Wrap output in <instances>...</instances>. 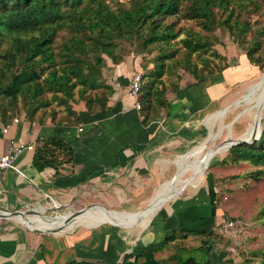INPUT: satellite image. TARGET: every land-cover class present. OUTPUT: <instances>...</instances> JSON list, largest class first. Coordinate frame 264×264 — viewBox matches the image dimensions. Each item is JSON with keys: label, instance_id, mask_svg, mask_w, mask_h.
Returning a JSON list of instances; mask_svg holds the SVG:
<instances>
[{"label": "crops", "instance_id": "obj_1", "mask_svg": "<svg viewBox=\"0 0 264 264\" xmlns=\"http://www.w3.org/2000/svg\"><path fill=\"white\" fill-rule=\"evenodd\" d=\"M214 49L223 56L222 67L202 79L186 69L163 78L165 84L156 86L157 94L148 107L141 104V94L129 93L131 75L142 67L138 60L125 58L108 62L102 70L112 89L106 102L109 114L99 109L90 113L79 101L70 102L77 122L63 109L42 119L37 114L29 120L23 114L4 124L0 118V157L12 140L27 146L14 160L20 172L11 168L0 172V206L18 208L57 194H74L88 185L99 194L108 189L107 198L102 195L107 203L128 196L137 200L153 190V175L160 164L205 136L202 120H209L207 114L216 111L223 97L256 70L236 43ZM54 134L71 146V159L39 170L33 164L35 149ZM202 178L203 173L195 174L152 217L120 220L131 227L96 221L46 237L23 229H1L0 264H176L189 257L188 252L206 253L204 246L210 243L217 212L212 188H199Z\"/></svg>", "mask_w": 264, "mask_h": 264}, {"label": "trees", "instance_id": "obj_2", "mask_svg": "<svg viewBox=\"0 0 264 264\" xmlns=\"http://www.w3.org/2000/svg\"><path fill=\"white\" fill-rule=\"evenodd\" d=\"M48 1L0 0V118L4 124L18 116L19 95L30 103L24 111L29 120L51 101L63 106L62 109L76 122L79 118L70 102L83 101L88 112L99 109L109 114L106 102L112 89L102 81V70L108 62L123 60V54L115 53V49L123 48L120 43L129 41L132 44L131 40L138 39L142 45L140 49H147L150 43L170 41L179 33L171 23H165V19L177 12L181 0H129L128 7L117 9H110L104 2L62 7L68 2L81 4L87 0ZM216 1H219L217 10ZM248 3L259 6L258 0H201L194 1L186 13L198 18L207 33L218 25L224 26L232 33L237 46L244 49L249 62L254 58L259 61L261 55H253L262 51L264 56V39L256 35L246 41L244 36L252 26L248 16H242L244 10L248 11ZM60 28H64L67 36L54 52L53 42ZM255 32L263 35L264 26L256 28ZM182 34L180 43L184 50L180 58L171 59L172 54H163L148 72L147 83L138 93L144 107H148L149 99L156 96V86L165 84L163 78L170 79L176 65L187 63V68L182 69L196 79H202L217 70L211 68L213 62L219 58L223 60L215 50H209L208 34L192 30ZM4 43L7 47L1 49ZM252 63L256 64L254 60ZM75 89L78 98L74 97ZM44 92L51 93V101L41 97ZM47 114L54 117L57 112L43 110L39 117L42 119ZM60 154L62 157L57 160ZM70 155L71 146L54 134L36 147L33 164L39 170L56 167V164L71 159ZM225 159L264 165V128L256 140L231 146ZM261 175H264V168L250 174L254 178ZM211 186L207 182V187Z\"/></svg>", "mask_w": 264, "mask_h": 264}, {"label": "rangeland", "instance_id": "obj_3", "mask_svg": "<svg viewBox=\"0 0 264 264\" xmlns=\"http://www.w3.org/2000/svg\"><path fill=\"white\" fill-rule=\"evenodd\" d=\"M194 1L198 2L201 0H181L177 12L166 17L165 23H171L176 32H179L175 38L170 39V41L163 40L162 42H152L147 46V49H140L142 45L138 39L131 40L133 41L132 44L129 43V41H122L120 46L123 48L115 49V53L123 54L122 59L132 58L133 61L138 60V64L142 67V76H144L142 86L147 83V74L152 70L153 63L158 60L159 56H162L163 54H172L173 57L171 59L180 58V54L184 50L180 43V38L184 36L182 32L185 30L208 34L209 37L205 38L209 40V50L214 51L215 46H218L219 48H227L230 41L235 43L232 33H230V31L224 26L218 25L212 30V32L207 33L204 28H202L201 22L198 18L187 15L186 9L190 7ZM103 2L106 3L110 9L128 7L130 5L129 0H87V2L81 4L68 2L67 4H63L62 7H78L86 3L97 5L98 3ZM258 3L259 6H254L251 3H248V11L246 12L244 10L242 13L243 17L248 16L247 19L252 24L251 29L244 34V36H246V41L251 40L256 37V35L259 36V39H264V34L262 35L260 33L259 35L258 32H255L256 28L264 26V0H258ZM216 6L215 10H217L219 6V1H216ZM66 36L67 32L64 28H60L54 38V52H57L60 43ZM5 37L6 35H4V38ZM6 47L7 44L4 43L1 49ZM241 50L244 51L242 47L238 46V51ZM257 55H261L259 61L254 58L253 60L256 64L254 65L252 63L253 60L250 62L256 69L253 75L245 78L235 86L233 90L227 93L223 97L220 106H218L216 111L232 103L236 98H240L251 87H255L261 82V79L263 78L262 75L264 74V56L262 51L255 53L253 56L256 57ZM194 59L195 57L192 56V60ZM216 61V63L213 62V65L211 66L212 69H218L222 66V58H219ZM182 67L187 68V63L183 62L180 65H176L172 74H176V72L180 71ZM208 75L210 74H206L205 76ZM102 81L106 83V79L103 78V76ZM251 82L252 84L247 87V84ZM41 97L50 100L51 93L44 92ZM74 97L78 98L76 89L74 91ZM263 98L264 96L257 102L246 106V108L238 106L234 109H229L224 117L215 118L213 121L210 119V116L216 111L210 112L207 114V117L210 115V121L206 120L207 118L202 120L205 126L202 134L209 132L211 129L212 133L217 135L215 147L219 143L231 139H241L243 137L250 138L253 136L256 140L262 135V130L264 128ZM29 104L30 103L26 98L21 95L18 96L16 106L18 116L25 114L24 111L28 108ZM62 108L63 106H59L56 102L51 101L48 107L40 109L37 114L43 112V110H46L47 113L49 110H57V112H60ZM37 114L35 116H37ZM259 116L262 117V119L260 125L256 126ZM210 123H212V126H210ZM221 125H223V128ZM205 137L206 134L205 136L203 135L198 138L195 143L189 144L186 148L181 149L180 152H173V154H170L167 162H162L159 166L160 168H158L153 175L155 182L153 190H149L147 193L139 195V199L137 200L128 196L125 200L117 198L116 201H110L107 203L103 200L102 195L104 198H107V194L110 193L108 189L104 188L101 190V194H99L96 188L88 185L77 188L74 191V194L69 192H66V195L57 194V196H53L54 199H44L40 202L34 201L18 208H3L0 206V210H19L22 214L24 213L23 215L26 217H32L36 213H41L42 216H46L50 219L56 216L58 217V213H61L64 218H59L63 222L70 221L77 214L92 209L108 210L111 212H116L117 210L136 211L147 202L151 193L163 189L166 183L175 176L178 172V166L174 165L173 162L178 155L185 154L187 151L192 150L203 139H205ZM208 149L209 146H207L205 150L207 151ZM227 152L228 149L223 152L216 151L214 154L208 155L207 158L202 157L196 162V170L191 171L192 168L187 169L182 176V182L180 181L176 186V188H178V186H181L194 178L195 174L197 177L199 173H203L202 182H200L201 185L199 188L204 186L207 187L208 182L212 185L210 188H212V191L215 194L217 224L215 225L214 230L210 233V243H207L206 246H204L208 251L205 253L203 250H196V252H188V255L193 256L196 261L201 264H264V175H261L258 178L250 176L255 170L264 168V165H255L248 161H232L230 159H225ZM208 160L210 161L204 165L203 163ZM175 193L176 189L174 191V194ZM54 201H58L61 204V207L57 210L52 208L54 206ZM38 205L43 206L40 207ZM36 207L39 209V212L37 211L35 213L34 210H36ZM81 208V212H75ZM230 219H237L240 222L239 225L233 228L224 229L223 224ZM120 220H122L120 217H113L111 220H108L107 223L115 224L118 226H115L116 228L122 226L131 227V223L128 224L126 222H121ZM82 226H88V224L83 223ZM11 228L17 230L23 229L28 233H37L43 237L52 235L50 232L40 233L41 231L38 227L34 225L31 226L28 220H18L14 219V217H0V230Z\"/></svg>", "mask_w": 264, "mask_h": 264}, {"label": "bare ground", "instance_id": "obj_4", "mask_svg": "<svg viewBox=\"0 0 264 264\" xmlns=\"http://www.w3.org/2000/svg\"><path fill=\"white\" fill-rule=\"evenodd\" d=\"M262 76L263 78L261 79L260 83H258L255 87H251L237 100L233 101L232 103L228 104L222 109L211 114L210 119H212L213 121L215 118L218 117L222 118L226 115L227 110L229 109H234L238 106L246 108V106L257 102L261 97L264 96V74ZM250 84H252V82L247 84L248 85L247 87H249ZM210 124H211L210 126H212V123ZM221 126L223 128V125ZM251 138H253V136H251L249 139H245V138H241V139L250 140ZM216 139H217V135L212 133V130L210 129V131L206 133L205 139H203L192 150H189L185 154L178 155V157L173 162L179 168L177 174L166 183L163 189L154 191L148 198L147 202L144 205H142L140 208H138L136 211L117 210L116 212H111L108 210L92 209L77 214L72 220L68 221L67 223L66 221L65 222L61 221V219L59 218L60 216L64 218V216L61 213H58V217L56 216L50 219L46 216H42L41 213H36L39 210L36 207V210H34L36 214H34L32 217H26L23 215L24 214L23 213L16 215L14 219L28 220L31 225L38 227L40 231L43 230L41 232L62 233V231L63 232L70 231L74 227L83 223L90 224L96 221H108L111 220L113 217H120L122 220H129V221H142L144 219L150 218L162 206V204L167 199V197L168 198L171 196L173 197L179 191L178 189H180L182 185L176 189L175 194H174L175 190L173 191V189L175 185L181 180L183 174L185 173V171H187V169L192 168L196 164V162H198L202 157L207 158L208 155L210 154L212 155L216 151L219 152L225 151L226 149H228L229 143L233 141V139L226 140L225 142H221L218 145L216 144L217 146L215 147V143L217 141ZM207 146H209V149L206 151L205 149ZM60 207L61 204H57L54 205L52 208L54 210H57ZM3 218H10V217H3Z\"/></svg>", "mask_w": 264, "mask_h": 264}, {"label": "built area", "instance_id": "obj_5", "mask_svg": "<svg viewBox=\"0 0 264 264\" xmlns=\"http://www.w3.org/2000/svg\"><path fill=\"white\" fill-rule=\"evenodd\" d=\"M142 82H143L142 72L134 71L130 78L129 93L132 95H137L141 90ZM136 107L137 108L140 107L139 102H136ZM79 130H81V128H79ZM26 147L27 146H25V144L23 143H18L13 140L10 141L7 152L0 157V172L10 168L14 169L16 172H20L18 168L15 167L14 160L16 156ZM239 223L240 222L237 219L235 220L230 219L223 224V227L224 229L233 228L235 226H238Z\"/></svg>", "mask_w": 264, "mask_h": 264}, {"label": "water", "instance_id": "obj_6", "mask_svg": "<svg viewBox=\"0 0 264 264\" xmlns=\"http://www.w3.org/2000/svg\"><path fill=\"white\" fill-rule=\"evenodd\" d=\"M262 117H258L257 119V122H256V126L260 125V121H261ZM255 138H251L250 140H248V142H252L254 141ZM246 140H243V139H236V140H233L229 143V146H228V149L233 146V145H236V144H239V143H242V142H245ZM172 197V196H171ZM171 197H169L168 199H166L165 201L169 200ZM82 211V208L75 211L76 213H79ZM74 212V213H75ZM18 214H22L21 211L19 210H13V211H5V210H0V216L1 217H15L16 215ZM39 232V231H37ZM40 233H45V232H40ZM180 264H201L200 262H197L196 259L193 257V256H189L187 257L186 259H184Z\"/></svg>", "mask_w": 264, "mask_h": 264}]
</instances>
